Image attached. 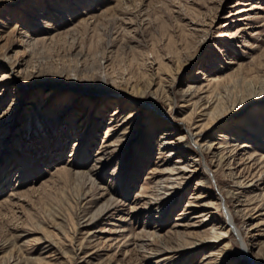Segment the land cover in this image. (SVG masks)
Wrapping results in <instances>:
<instances>
[{
  "label": "rangeland",
  "instance_id": "obj_1",
  "mask_svg": "<svg viewBox=\"0 0 264 264\" xmlns=\"http://www.w3.org/2000/svg\"><path fill=\"white\" fill-rule=\"evenodd\" d=\"M152 81V90L160 85L157 96L133 93ZM206 83H213L210 94L222 106L238 102L206 126L200 140L218 146L226 132L236 143H229L236 146V162L249 154L264 162V97L240 103L264 83V0H0V264H68L76 235L102 244L119 230V238L156 231L175 246L229 224L211 199L235 191L230 176L210 168L212 178L198 150L183 147L186 138L170 147L159 143L160 135L176 139L187 133L182 118L190 109L181 106L179 94L187 85ZM172 95L178 102L170 107L165 98ZM138 100H155L161 112L135 110L142 105ZM195 120L203 124L208 115L194 118L191 130ZM109 140L113 154L93 174L114 197L113 216H97L80 230L75 210L81 186L59 171L85 162L90 167ZM177 160L188 178L155 200L151 188L166 185ZM260 188L262 194L264 182ZM107 198H95L89 209ZM254 202L251 223L264 221V200ZM232 216L241 220L234 210ZM235 224L246 247L252 239L262 247L250 256L264 264V227ZM36 239L50 241L57 251H40ZM121 247L92 254L87 247L82 255L87 253L88 264L108 257L136 264L139 257ZM242 250L228 231L218 244L182 248L172 264H200L205 254L210 261L217 257L214 264H248ZM165 254L143 258L144 264H159Z\"/></svg>",
  "mask_w": 264,
  "mask_h": 264
},
{
  "label": "bare ground",
  "instance_id": "obj_2",
  "mask_svg": "<svg viewBox=\"0 0 264 264\" xmlns=\"http://www.w3.org/2000/svg\"><path fill=\"white\" fill-rule=\"evenodd\" d=\"M90 6V5H89ZM84 15V13H83ZM82 20L85 22L87 20V17H83ZM73 28L69 29L72 30ZM36 42H38L36 40ZM29 43V46L36 43ZM16 62V61H15ZM240 67V66H238ZM174 79H172L171 83L169 84V89L173 86ZM213 83H206L204 86H194V85H187L184 90L179 94V98L182 102V107L190 109L189 112L182 118V121L187 123L186 125V134L178 136L176 139L168 138L166 137V134L159 136V143L160 146L170 147L171 144L180 145L179 142L182 141L183 138H186L185 145L183 147H194L198 150L199 157L201 159H204V167L205 171L207 173L212 174V178H214L213 173L211 172L210 168H213L216 172L221 170L222 172L228 174L230 178L232 179V183L235 187V191L232 189L225 190V198L219 197V200L211 199V206L218 210L219 208L221 210H224L225 215L227 217V221L229 224H226V226H223L222 224L213 225V227L208 230L205 233V236L201 238H197L195 240L189 241V242H180L178 244L170 245L169 241L165 239V237H160L156 235V231L151 232H145L144 230L140 233H133L132 236L127 237V235L122 236V238H119L123 233H118L115 235H109L104 239V243L101 244L100 240H98L97 237L94 236H83L82 238H78L76 235L74 237V240L72 241V245L70 247L71 251V257L68 261V264H88L89 259L87 260V253L85 255H82L83 251L87 247L93 248L92 252L96 249H105L110 250L111 247L116 245V247L127 248V253L135 254L138 258V262L136 264H144L145 258L146 260L150 259L152 256L161 253V252H167V254L161 256L157 259L156 263L159 264H172V258L176 256L175 254L178 253L182 248L189 246L190 249H198L202 248L203 245H206V243H220L222 240L226 239L228 236V231L232 232V234L235 237V240L237 243H239L242 247L241 256L247 260L248 264H260L257 262L256 259L252 258L250 256V251L256 250L257 254L262 253V247L255 243V239H252L251 245L246 247V243L244 242V239L242 237V231L241 229L237 228L235 221L238 223H242V225H251L252 228L257 227H264V221L259 219L258 221H255L254 223H251L252 218V212H254L257 208L255 206V200L258 198L262 201L264 200V192L261 194L260 188L264 182V177L261 176V174L264 171V166L262 165L264 162L258 161L253 155L249 154L246 156H242V158L236 162L234 159V152H235V145L233 139L230 137L226 138V132L223 134L224 139L218 141V146H215L214 143L208 142L206 140L202 141L200 140V135L203 131V129L207 126L214 125V121L218 120L219 118L223 117L229 109V106L234 105L237 102H233L231 105L225 107L222 106V103H219L218 100H216L211 94V88ZM155 86V83L150 82L146 89L141 90L140 88H136L133 91L135 95L137 96H143L144 94H151L154 96H157V93L160 89L159 83L155 87L154 90L152 88ZM166 93V90H165ZM247 98H240L243 99L240 103H242L244 106H247L248 104H251L253 102H256L257 99L264 97V83L259 85L256 88H251L247 92V94H252ZM134 96V95H133ZM253 96V97H252ZM154 99V98H153ZM168 102V106L171 107V105H174L178 102L177 97L172 95L170 98L169 96H166L165 98ZM264 99V98H263ZM139 103L142 105L135 106V110L142 111V109H146L148 107L147 111L149 112L151 110L159 111L161 112V108L158 107L157 102L151 101V103H147L141 100H138ZM230 111V110H229ZM202 115H208V120L205 123H199L200 125H197L196 120L193 122L194 126L192 128H195L191 130V123L196 117H201ZM124 119H121V121L118 123L120 124ZM201 120L199 119V122ZM197 127V128H196ZM198 129V130H196ZM248 133V132H247ZM114 140L113 141H107L104 143L100 150L97 151L98 153L95 155L93 159V164H91L90 167L86 166L85 163H79L76 164L72 169H66L63 168L59 171V173H63L64 176H68L75 182L80 184V193H79V202L80 206L76 208L75 215L78 218V227L80 230L84 228V226L89 225L97 216H101V218L105 217H111L113 216L112 212H110L109 208L113 205L114 197L110 196L106 189L101 188L102 186H97V181L95 179L96 174L94 173V170L96 169L97 165H100L104 162V160H108L112 154L113 149H115L114 146ZM229 143H233L235 145H229ZM235 146V147H234ZM182 160L175 161V164L173 167H171L169 174L165 177L166 185L162 186V184H156V186L151 188L150 195L155 197L154 199L157 200L158 196L159 199H161L166 194H172L173 191L171 190L173 187H177L180 185L183 181H185L188 176L186 174V166L180 165L182 164ZM197 167L194 168L196 170ZM223 169V170H222ZM192 170V171H194ZM89 195H92L89 197ZM108 195V198L105 200V204L102 206L96 208L95 210L91 211L89 209V205H93L96 203L97 200L95 198L100 197L104 198ZM195 199H198L196 197ZM101 200V199H100ZM186 206H190V204H187ZM133 209V207H131ZM233 210L236 214H240V218L237 216V219L234 220L232 213ZM255 213V212H254ZM259 214V213H256ZM129 215V214H127ZM198 216H206V214L201 213ZM197 216V217H198ZM117 228V227H116ZM115 229V228H114ZM96 231V230H95ZM111 231V230H110ZM123 232V231H122ZM176 232V231H175ZM178 232V231H177ZM78 234V233H77ZM253 234H250L252 236ZM119 238V239H118ZM14 241H9L8 243H5L4 245L11 244ZM34 245L40 246V251L45 249H54L53 243H51L48 240H41L36 239L33 241ZM101 244V246H99ZM3 247V245H2ZM250 247H254L251 249ZM225 251L228 250L229 244L228 242L224 246ZM223 248V249H224ZM17 249H20L18 247ZM36 249V247H35ZM34 250V249H33ZM57 249H54L52 252H56ZM12 252H15V248ZM64 258V256H62ZM91 257V256H88ZM209 255H204L202 259L200 260V264H214L216 263L217 257H213V259L210 261ZM41 258H38L40 260ZM87 260V261H86ZM18 263V260H13L12 264ZM103 264H116L112 257H108ZM187 264V262L185 263Z\"/></svg>",
  "mask_w": 264,
  "mask_h": 264
}]
</instances>
